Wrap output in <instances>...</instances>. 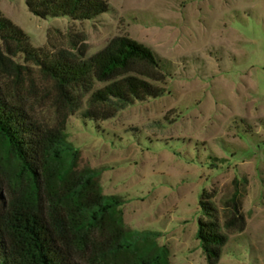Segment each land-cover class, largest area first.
<instances>
[{
	"label": "rangeland",
	"instance_id": "obj_1",
	"mask_svg": "<svg viewBox=\"0 0 264 264\" xmlns=\"http://www.w3.org/2000/svg\"><path fill=\"white\" fill-rule=\"evenodd\" d=\"M108 4L92 19L74 20L40 18L25 0H0V13L34 47L86 60L128 36L159 60H137L106 80L92 74L89 89L77 87L67 98L33 62L13 58L22 78L0 75L5 93L43 129L64 121L71 149L35 176L0 134L2 240L13 242L8 225L22 207L54 225L51 206L58 205L69 231L64 248L76 264H208L197 237L199 201L214 190L227 236L216 264H264V0ZM127 74L163 94L117 101V113L105 120L84 117L92 92ZM103 195L123 203L92 216ZM233 197L244 212L243 231L223 225ZM57 244L64 245L60 236Z\"/></svg>",
	"mask_w": 264,
	"mask_h": 264
},
{
	"label": "trees",
	"instance_id": "obj_2",
	"mask_svg": "<svg viewBox=\"0 0 264 264\" xmlns=\"http://www.w3.org/2000/svg\"><path fill=\"white\" fill-rule=\"evenodd\" d=\"M25 2L28 10L40 18L89 20L109 10L108 0ZM18 54H22L26 61L33 62L42 75L51 80L67 98H71V90L77 87L89 89L92 74L98 80H106L119 68L127 67L137 60L150 66L159 63L153 49L128 36L112 38L103 49L86 60H78L67 52L54 53L46 47H34L29 36L0 13V75L21 80L23 67L13 60ZM146 75L154 77L152 74ZM163 92V89L153 86L147 80L127 74L93 91L90 101L94 106L84 117L105 120L117 113V101L128 103L133 99L144 100L147 97H158ZM63 130L64 121L60 127L43 129L22 106L10 100L0 83V134L8 140L23 165L35 176L38 169H46L52 161L60 159L65 150L71 149ZM214 195V190H204L199 201L203 217L198 221L197 237L208 264L218 262L221 247L227 241L226 234L219 230L218 210L212 200ZM99 199L93 204L97 210L92 212V216L96 211H107L123 203L115 195H103ZM225 208L224 227L229 231H243L245 216L236 197L227 202ZM51 213L54 225L47 223L33 207L25 206L15 212L8 225L14 235L10 245L2 240L3 231L0 228V264H76L67 257L64 248L69 231L61 216V207L52 205ZM57 236H60L63 246L57 244Z\"/></svg>",
	"mask_w": 264,
	"mask_h": 264
}]
</instances>
